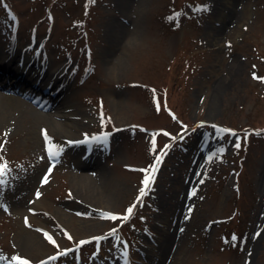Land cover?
Wrapping results in <instances>:
<instances>
[{
  "label": "rangeland",
  "instance_id": "rangeland-1",
  "mask_svg": "<svg viewBox=\"0 0 264 264\" xmlns=\"http://www.w3.org/2000/svg\"><path fill=\"white\" fill-rule=\"evenodd\" d=\"M128 2L129 15L118 18L128 40L111 47L109 64L120 62L113 71L103 25L120 15L118 0H0V56L15 47L21 69L29 60L47 74L63 72L67 85L54 98L71 111L59 113L51 91L15 84L13 73L9 87L30 92L56 123H75L58 134L9 109L19 129L0 130V160L11 169L0 189V256L31 264H264V0H223L220 11L215 0ZM45 130L63 149L56 161ZM105 133L107 145L75 143ZM161 156L138 202L140 170ZM101 170L121 187L108 191L110 201L88 198L72 180ZM23 196L30 203L17 216ZM133 205L128 220L105 218ZM179 212L175 246L165 251ZM35 235L38 244L20 248Z\"/></svg>",
  "mask_w": 264,
  "mask_h": 264
},
{
  "label": "bare ground",
  "instance_id": "bare-ground-1",
  "mask_svg": "<svg viewBox=\"0 0 264 264\" xmlns=\"http://www.w3.org/2000/svg\"><path fill=\"white\" fill-rule=\"evenodd\" d=\"M214 4H215L214 9L216 11H220V7L223 6V0H215ZM118 5L120 9H122L124 12L120 10L121 13L119 16L112 15L109 17L108 16L105 17L104 18L105 21L103 25L104 34L106 37H108L110 41V49L109 51H105L103 53V56H104L103 58L105 60V63L109 67V69L113 71L118 68L120 62L109 64V62L111 63L112 61L110 59V55L112 52L111 47L114 45L119 46V44H121L119 39L121 38L123 39L122 40L123 43H125V40L126 42L128 40V36H126L127 31L125 30L126 27L118 21V18L125 19L127 15H129L127 13L129 2L128 0H118ZM121 30H123L122 33H121ZM136 35L138 36L137 30L135 34H133L132 39L129 40L131 44H132V41L135 38H137ZM218 38L219 36L217 34L214 40H218ZM15 55H20L17 61L15 59ZM21 55L22 53H18L14 47L10 51L6 52L3 56H0V78L7 77L10 73H13L20 83H23V82L29 83L32 87H40V88L43 87V90H47L48 92L51 91V95L53 98L54 97L58 98L60 94L62 93L63 88L67 85V78L63 76V72L58 70L50 74L49 73L47 74L46 70L44 71L42 70L43 69L42 66H40V69L37 70L36 69L37 64L29 60L24 64L23 69H21L20 65L18 66L16 64V63L19 64L21 62V57H23ZM55 91H58V93L55 94ZM54 104L57 106L58 105L62 106L60 107L59 113H61V110L63 112L71 111L69 105L68 106L64 105L57 99H55ZM9 109L11 111L15 110L21 113H26L25 114V116H27L26 118H31L32 126H44V127L46 126L52 132H55L58 134L61 133L63 130H65L64 128L68 127V128L73 129L75 127L74 126L75 123L73 124V121L72 123H67V122H62V121L59 123H56L52 119L53 117H51L48 114L38 111L35 106L31 105L30 102L27 101L22 96H18L13 93L10 94L8 93V91L0 89V130L1 131L3 130L6 133H10V132H13L19 129L18 124H17L18 122L16 121L17 118L12 115V112L9 111ZM214 113H215V106H212L209 109L208 115L213 116ZM59 116H62V117L64 116L66 118L68 116L69 118V115L60 114ZM38 151H39V154L42 153L40 148L38 149ZM78 162L80 165H82L80 159L78 160ZM200 164H201V161L196 163V166H194V168L192 169L191 175L196 174L197 170L199 169L198 167H200ZM72 180L74 181V185L78 188L77 190H80L81 192L84 193V195H86L88 198H91V199L92 198L94 199L103 198L106 201H110L111 198L108 195V191L121 188L119 187L118 183H116L114 180H111V177H109V175H107V173L102 170L99 173L92 174V176L90 177L88 176L84 178H78V174L74 172V177ZM187 201L188 200L186 198L184 201L181 202V204H179L177 208H179L182 204L184 207ZM29 203L30 202L26 199V196L25 197L23 196L22 198H20L14 208L16 215L17 216L23 215L25 208ZM178 215L180 218L174 221L173 223L174 230L172 231V234L171 233L167 234V236H165V239L162 240L161 248H164L165 251L168 249L170 250L171 248L175 246L176 237L181 227L180 223L182 219L184 218L183 214L181 215L180 212L178 213ZM39 241L40 240L36 235L29 237L27 239L24 238L20 241V248L24 250H28L29 248H32L34 245L38 244Z\"/></svg>",
  "mask_w": 264,
  "mask_h": 264
},
{
  "label": "snow or ice",
  "instance_id": "snow-or-ice-1",
  "mask_svg": "<svg viewBox=\"0 0 264 264\" xmlns=\"http://www.w3.org/2000/svg\"><path fill=\"white\" fill-rule=\"evenodd\" d=\"M95 0H89V3H94ZM198 11L204 12V11H208V7L205 6H201ZM179 15H181V13H176V16L178 17ZM255 78V77H254ZM157 110H159V102H157ZM101 119H103V116H101ZM213 127H216L215 125H213ZM220 132H231L232 130L230 129H219ZM44 137L46 142L48 143V153L50 158H52L54 161L57 160V158L59 157V155L61 154V152L63 151V149L59 146V145H55L51 142V138L48 136L47 131H44ZM233 135H235V133H232ZM108 135L107 133L103 134L102 136H94L91 138V140H89L87 137L84 141H78L75 143H92L93 141H95L98 144H102V145H107L108 142ZM175 139V138H173ZM69 143H73L71 141H69ZM235 147L239 148L240 144H236ZM222 151V150H221ZM166 154V153H164ZM209 159H211V157H209ZM162 163V156L161 157H157L155 163L153 165L150 166L149 169H141L140 171H143L145 173V179L143 180V185L144 187L140 190V196L138 197V202H142L143 197L145 195H147L148 190L151 188V185L154 184L155 182V176L156 173L159 170V165ZM54 166V165H53ZM11 172V169L8 166L7 161H2L0 160V189H3L4 187H6L8 185V175ZM51 172V169L49 170V173ZM43 183H48V176H45L43 179ZM192 195H195V190H193ZM40 196V193L37 192V197ZM0 207H3V205H0ZM135 205H133L132 207H129L127 209V214L123 217H118V216H114V215H108L107 219H123V220H128L131 215L133 214V209H134ZM191 211V209L189 210ZM183 229H181L182 231ZM113 235H115V230L112 233ZM259 235V234H257ZM47 236V234H46ZM47 238L49 239L50 242L55 243L54 240H52L51 236H47ZM69 239H71V237H69ZM97 240L102 239L100 237L95 238ZM118 239V238H117ZM236 237H233V240H235ZM81 243H87V241H82ZM60 255H66L65 252H61ZM124 255L126 256L127 253L125 252ZM49 259L51 260H55L56 257H50ZM0 264H31V261H29L26 258H22L19 255L13 256L10 259L4 256H0ZM41 264H47V262H41Z\"/></svg>",
  "mask_w": 264,
  "mask_h": 264
}]
</instances>
